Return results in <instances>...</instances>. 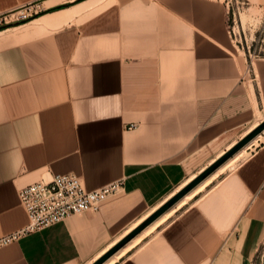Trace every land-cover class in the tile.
Returning <instances> with one entry per match:
<instances>
[{
	"label": "crops",
	"instance_id": "crops-1",
	"mask_svg": "<svg viewBox=\"0 0 264 264\" xmlns=\"http://www.w3.org/2000/svg\"><path fill=\"white\" fill-rule=\"evenodd\" d=\"M233 1L264 34V0H0V238L27 224L25 186L122 182L97 212L0 248V264H95L264 121V48L246 76ZM261 135L102 264H251Z\"/></svg>",
	"mask_w": 264,
	"mask_h": 264
},
{
	"label": "built area",
	"instance_id": "built-area-1",
	"mask_svg": "<svg viewBox=\"0 0 264 264\" xmlns=\"http://www.w3.org/2000/svg\"><path fill=\"white\" fill-rule=\"evenodd\" d=\"M70 1V0H68ZM31 7L24 6L16 12V21H26L31 16ZM230 37H235L234 29L228 27ZM252 48L246 45L249 61L245 75L251 71L253 60L264 48V34L253 40ZM135 125L128 129H134ZM122 189V182H112L94 190H86L79 178L73 174H54L49 180H41L25 186L18 191L27 224L24 228L0 238V248L20 238L41 232L66 219L98 211L99 205Z\"/></svg>",
	"mask_w": 264,
	"mask_h": 264
},
{
	"label": "water",
	"instance_id": "water-1",
	"mask_svg": "<svg viewBox=\"0 0 264 264\" xmlns=\"http://www.w3.org/2000/svg\"><path fill=\"white\" fill-rule=\"evenodd\" d=\"M264 131V121L261 122L255 129L248 133L243 139H241L235 146L228 150L223 156H221L214 164H212L207 170L200 174L194 181H192L188 186H186L182 191H180L176 196L169 200L164 206H162L158 211H156L152 216H150L142 225H140L136 230H134L129 236H127L122 242L115 246L110 252L98 260L95 264L104 263L112 254H114L118 249H120L124 244L131 240L140 231L154 222L158 217H160L164 212L171 208L178 200H180L185 194H187L191 189L203 181L208 175L218 169L220 166L225 164L230 160L235 154H237L243 147L254 140L258 135Z\"/></svg>",
	"mask_w": 264,
	"mask_h": 264
},
{
	"label": "rangeland",
	"instance_id": "rangeland-1",
	"mask_svg": "<svg viewBox=\"0 0 264 264\" xmlns=\"http://www.w3.org/2000/svg\"><path fill=\"white\" fill-rule=\"evenodd\" d=\"M242 7L244 6L233 1L230 4L228 15V27H230L231 29L233 28L235 33V37H233V43L238 47L241 54L243 53V51H246V45L252 48V45L254 44L253 40L257 39V33L261 27V21L259 19L257 11L250 10L248 14H244ZM239 17L241 22L239 21ZM1 43L2 41H0V44ZM246 69L247 66L245 70ZM246 79L248 81V84L251 86V77L248 76ZM251 264H264V245L260 247Z\"/></svg>",
	"mask_w": 264,
	"mask_h": 264
},
{
	"label": "bare ground",
	"instance_id": "bare-ground-1",
	"mask_svg": "<svg viewBox=\"0 0 264 264\" xmlns=\"http://www.w3.org/2000/svg\"><path fill=\"white\" fill-rule=\"evenodd\" d=\"M262 133H264V131H263ZM262 133H261V134H262ZM261 134H260V136H262ZM258 136H259V135H258ZM258 136H257V137H258ZM257 137H256V138H257ZM256 138H255V139H256ZM252 141H253V140H252ZM252 141H251V142H252ZM251 142H250V143H251ZM247 145H249V143H248ZM247 145H246V146H247ZM246 146H245V147H246ZM245 147H243V148H245ZM243 148H242V149H243ZM242 149H241V150H242ZM241 150H240V151H241ZM240 151H239V152H240ZM239 152H238V153H239ZM232 161H233V159H232ZM226 165H227V164H226Z\"/></svg>",
	"mask_w": 264,
	"mask_h": 264
}]
</instances>
